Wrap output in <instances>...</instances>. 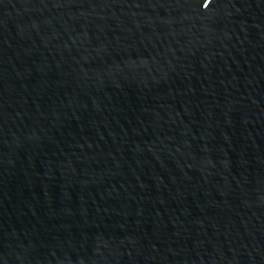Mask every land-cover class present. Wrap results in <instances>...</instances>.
Returning a JSON list of instances; mask_svg holds the SVG:
<instances>
[{
  "label": "water",
  "instance_id": "1",
  "mask_svg": "<svg viewBox=\"0 0 264 264\" xmlns=\"http://www.w3.org/2000/svg\"><path fill=\"white\" fill-rule=\"evenodd\" d=\"M0 264H264V0H0Z\"/></svg>",
  "mask_w": 264,
  "mask_h": 264
}]
</instances>
